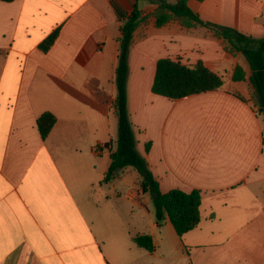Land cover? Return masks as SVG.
<instances>
[{
  "label": "crops",
  "instance_id": "0c3cea01",
  "mask_svg": "<svg viewBox=\"0 0 264 264\" xmlns=\"http://www.w3.org/2000/svg\"><path fill=\"white\" fill-rule=\"evenodd\" d=\"M135 1L0 0V264H264V121L249 66L205 27L171 15L156 26L161 11L149 0H137L127 57L135 148L161 193L200 192V221L182 236L167 218L157 224L133 167L103 181L117 134V39ZM186 4L204 22L264 37V0ZM161 58L202 62L223 83L177 99L154 94ZM45 112L55 122L42 139Z\"/></svg>",
  "mask_w": 264,
  "mask_h": 264
},
{
  "label": "trees",
  "instance_id": "16d2710c",
  "mask_svg": "<svg viewBox=\"0 0 264 264\" xmlns=\"http://www.w3.org/2000/svg\"><path fill=\"white\" fill-rule=\"evenodd\" d=\"M149 1L156 4L158 10L161 11L156 17V26L162 25L171 15L176 17L181 25L185 27L197 24L211 30L227 43L231 51L241 53L250 69L249 82L253 89V103L259 114H262V108H264V37L254 38L231 27L204 22L188 8L187 0H174V2L168 0ZM140 19L136 0L133 9L119 28L117 64L114 76L115 96L112 103V111L117 118V134L113 142L114 149L111 150L109 155L110 162L103 181H109L125 167H133L140 177L139 186L141 191L148 193L151 197L157 224L167 218L175 233L182 236L195 228L200 221L201 194L195 189L189 191L171 189L165 193L159 191L158 182L153 177L145 158L139 155L135 148L133 128L128 117L126 95L127 57L132 34ZM56 34L57 31H53L39 45L43 51L47 50L53 43ZM242 79L243 71L240 67H236L233 80ZM222 83L221 77L208 70L202 62H197L194 66L189 67L181 64L178 60L161 58L157 60L155 65L151 91L157 95L177 99L218 89ZM262 121H264V114H262ZM54 122V116L47 112L42 113L36 119V127L42 139L47 136ZM144 148L145 151H148L149 143L145 144ZM154 193L156 197L152 196ZM133 242L147 251L153 249L148 235H137L133 237Z\"/></svg>",
  "mask_w": 264,
  "mask_h": 264
},
{
  "label": "water",
  "instance_id": "95a60500",
  "mask_svg": "<svg viewBox=\"0 0 264 264\" xmlns=\"http://www.w3.org/2000/svg\"><path fill=\"white\" fill-rule=\"evenodd\" d=\"M262 114H264V108H262ZM153 197H156V194H152Z\"/></svg>",
  "mask_w": 264,
  "mask_h": 264
},
{
  "label": "rangeland",
  "instance_id": "374dc122",
  "mask_svg": "<svg viewBox=\"0 0 264 264\" xmlns=\"http://www.w3.org/2000/svg\"><path fill=\"white\" fill-rule=\"evenodd\" d=\"M262 115V114H261Z\"/></svg>",
  "mask_w": 264,
  "mask_h": 264
}]
</instances>
